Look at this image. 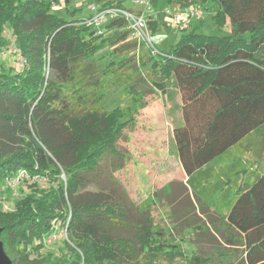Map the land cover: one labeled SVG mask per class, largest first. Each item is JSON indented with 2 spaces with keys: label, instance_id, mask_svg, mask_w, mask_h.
I'll return each instance as SVG.
<instances>
[{
  "label": "trees",
  "instance_id": "obj_1",
  "mask_svg": "<svg viewBox=\"0 0 264 264\" xmlns=\"http://www.w3.org/2000/svg\"><path fill=\"white\" fill-rule=\"evenodd\" d=\"M70 1L0 0V52L12 44L24 59L0 66V196L10 199L3 184L17 170L37 177L11 198L13 210L0 203V240L12 264H209L214 255L196 246L206 235L236 249L237 264H264V163L250 173V162L233 153L243 145L264 162V0H148L150 36L160 28L151 13L169 6L209 8L216 27L229 29L190 24L149 57L136 56L144 45L128 39L122 17L109 20L113 31L103 36L76 9L70 18L54 12L63 2L67 13ZM92 1L126 8L125 0ZM105 45L111 59L99 65ZM170 80L181 99L183 125L173 138L184 186L217 215L177 237L153 221L154 206L141 202L134 212L110 193L86 190V175L105 155L123 156L115 145L128 119ZM118 83L127 102L105 109L103 90ZM217 158L231 162L211 166ZM54 220L65 228L68 255L39 253Z\"/></svg>",
  "mask_w": 264,
  "mask_h": 264
},
{
  "label": "rangeland",
  "instance_id": "obj_2",
  "mask_svg": "<svg viewBox=\"0 0 264 264\" xmlns=\"http://www.w3.org/2000/svg\"><path fill=\"white\" fill-rule=\"evenodd\" d=\"M92 0H71L68 4L66 13L63 2L53 7V10L59 16L70 18L69 13L76 9L75 17H86L90 15L89 5ZM124 5L133 13L143 12V6L133 3L131 0H125ZM200 6V5H198ZM202 16L198 18H187L186 9L177 11L173 6L165 8L164 14L151 13V16L157 20L159 29L155 35H151V42L159 49H165L175 43L181 30L188 31L190 24L199 25L201 32L205 33H228V28L218 29L211 20L209 8L200 6ZM70 11V12H69ZM147 10L146 16L150 13ZM178 21V26L174 27L172 22ZM108 20L104 22L101 28V35L106 36L112 33V29L106 27ZM188 23V25H186ZM186 25V26H185ZM128 32V39L133 38L132 30L125 26ZM9 38L8 34H5ZM137 41V40H136ZM13 45H8L0 52V66L13 67L15 59L12 49ZM110 47L104 48L95 56L99 65L110 61L108 54ZM136 56L144 55L149 57L148 48L138 45ZM142 70V69H141ZM106 80L103 79L102 82ZM126 84L118 83L104 88V95L101 104L105 109H110L117 105L124 106L127 102V93L123 92ZM144 89V85H137ZM149 102L128 119L120 137L116 142V148L122 153V157L105 155L99 162L94 171L86 175L88 191H103L113 197L116 202L131 206V210L137 212V206L141 202H146L154 206L151 210L152 219L155 223L162 225L169 233L177 237L182 227L190 224H202L209 221L208 217L215 218L217 215L211 206L205 201H198L189 192L183 181H185L181 166L177 158L176 146L173 138V129L183 125L182 114L180 111L181 99L178 88L173 80L166 83L163 93L156 92V95L147 97ZM236 155L239 154L246 163V170L250 173L263 165V157L250 155L243 145L234 148ZM234 155V154H231ZM231 159L217 158L212 165L224 166L229 164ZM36 179H25L14 191L8 188L10 199L5 200L4 195L0 196V203L4 211L14 209L11 198L17 199L22 194L30 191V184ZM37 185L46 186V180L40 179ZM169 183H172L171 185ZM169 184V185H168ZM167 186L166 189L164 187ZM3 194V193H2ZM62 227L52 229L50 235L42 239V248L39 253L42 255L50 254L53 256L68 255L69 249L65 245L66 236ZM197 243V249L205 256L214 255L209 264H237L239 252L233 248H224L220 240L208 239ZM40 243V242H38ZM200 243V244H199ZM188 247L187 244H183ZM187 253H189L186 250ZM213 252V253H212ZM211 256V257H212ZM178 264H185L180 261Z\"/></svg>",
  "mask_w": 264,
  "mask_h": 264
},
{
  "label": "built area",
  "instance_id": "obj_3",
  "mask_svg": "<svg viewBox=\"0 0 264 264\" xmlns=\"http://www.w3.org/2000/svg\"><path fill=\"white\" fill-rule=\"evenodd\" d=\"M133 3L142 5L143 6V12L133 13L132 11L126 9V8H119V7H104L101 8L100 5L94 1H92L89 5L90 15L84 17L83 23L86 26L91 27L96 31L97 34L101 33V28L103 27V24L105 21H109L111 19H115L118 17H122L126 21V26L128 25L129 28L132 30L133 38L132 40L136 41L138 44L142 43L148 48V51L151 55H155L158 53V50L154 46V44L151 42V37L148 33V27H147V20H146V11L150 10L149 2L148 0H131ZM187 11V18L189 17H195L200 18L202 16V9L198 5H193L188 8H186ZM172 25L174 27L178 26V21L174 20L172 22ZM188 25V23L186 24ZM185 25V26H186ZM12 45V44H11ZM14 48V47H13ZM15 59L16 66H22L24 64L23 57L18 53L17 49H12ZM25 179H37V177H30V175L23 169L17 170L13 175L6 178L4 181V187L10 188L11 190H15ZM53 228L55 229L57 227H62L63 233L66 236V231L63 225L61 224V221L54 220L52 222Z\"/></svg>",
  "mask_w": 264,
  "mask_h": 264
},
{
  "label": "water",
  "instance_id": "obj_4",
  "mask_svg": "<svg viewBox=\"0 0 264 264\" xmlns=\"http://www.w3.org/2000/svg\"><path fill=\"white\" fill-rule=\"evenodd\" d=\"M0 233H1V228H0ZM0 264H12L11 260L4 252L3 244L1 240H0Z\"/></svg>",
  "mask_w": 264,
  "mask_h": 264
},
{
  "label": "crops",
  "instance_id": "obj_5",
  "mask_svg": "<svg viewBox=\"0 0 264 264\" xmlns=\"http://www.w3.org/2000/svg\"><path fill=\"white\" fill-rule=\"evenodd\" d=\"M180 165V164H179ZM182 170V169H181ZM182 172H183V170H182ZM183 175H184V178H185V181H183V184H185L186 183V179H187V176L184 174V172H183ZM208 205L209 206H211L212 208L214 207L212 204H210V203H208Z\"/></svg>",
  "mask_w": 264,
  "mask_h": 264
}]
</instances>
